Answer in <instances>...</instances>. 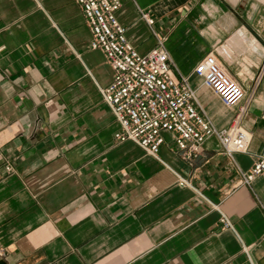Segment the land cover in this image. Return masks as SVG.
<instances>
[{"label": "crops", "instance_id": "crops-1", "mask_svg": "<svg viewBox=\"0 0 264 264\" xmlns=\"http://www.w3.org/2000/svg\"><path fill=\"white\" fill-rule=\"evenodd\" d=\"M120 2L133 47L161 41L217 129L238 117L248 151L229 158L213 136L186 160L168 132L156 156L117 141L100 91L113 71L80 6L0 0V264H264V179L241 177L264 149V0ZM209 54L245 91L231 107L193 74Z\"/></svg>", "mask_w": 264, "mask_h": 264}, {"label": "built area", "instance_id": "built-area-1", "mask_svg": "<svg viewBox=\"0 0 264 264\" xmlns=\"http://www.w3.org/2000/svg\"><path fill=\"white\" fill-rule=\"evenodd\" d=\"M74 1L82 9L90 28L91 49L102 51L113 71L111 82L100 91L120 126L115 134L117 141H133L156 156L165 143L163 133L168 132L186 160L194 158L204 142L213 136L229 158L235 153L248 151L251 135L241 127L238 117L228 128L217 129L201 110L188 78L174 75L168 52L161 41L144 54L133 47L126 28L117 18L120 0ZM142 18L149 26L153 25L154 19L148 13H143ZM193 74L226 107L235 105L244 97L243 87L212 54L197 64ZM241 177L246 185L257 177L264 179V149L256 156L252 169L241 173ZM221 223L224 228H232L224 214ZM244 251L249 254L247 248ZM0 256H3L2 251Z\"/></svg>", "mask_w": 264, "mask_h": 264}, {"label": "water", "instance_id": "water-1", "mask_svg": "<svg viewBox=\"0 0 264 264\" xmlns=\"http://www.w3.org/2000/svg\"><path fill=\"white\" fill-rule=\"evenodd\" d=\"M254 33V32H253ZM254 35L257 37V35L254 33Z\"/></svg>", "mask_w": 264, "mask_h": 264}]
</instances>
